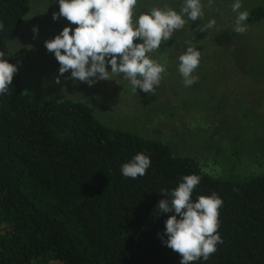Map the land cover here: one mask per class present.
<instances>
[{
  "label": "trees",
  "instance_id": "16d2710c",
  "mask_svg": "<svg viewBox=\"0 0 264 264\" xmlns=\"http://www.w3.org/2000/svg\"><path fill=\"white\" fill-rule=\"evenodd\" d=\"M29 9L30 0H0V51L18 67L11 94L0 95V264H179L158 236L174 213L157 204L170 198L161 189L191 174L201 177L193 202L223 200V243L191 264H264V173L213 176L160 139L110 126L84 101L27 95L9 41ZM247 11V22L264 18L263 3ZM234 34L222 28L213 39L226 46ZM141 152L151 160L146 174L124 177L121 166Z\"/></svg>",
  "mask_w": 264,
  "mask_h": 264
},
{
  "label": "rangeland",
  "instance_id": "374dc122",
  "mask_svg": "<svg viewBox=\"0 0 264 264\" xmlns=\"http://www.w3.org/2000/svg\"><path fill=\"white\" fill-rule=\"evenodd\" d=\"M235 0H201L203 16L174 31L158 50L148 54L165 66L166 73L148 94L132 86L123 74L109 73L111 80H73L71 73L59 76V63L45 41L54 39L66 26V18L53 20L58 0H30L10 49L22 62L24 92L39 99L69 97L86 102L96 116L112 127L154 137L168 144L176 154L199 160L209 174L222 178H248L264 173V18L244 21L246 31L235 32L230 44L219 46L213 36L222 28L234 30ZM264 0H241L239 11H247ZM184 0H137L133 20L152 7L165 6L178 13ZM216 24L206 28L210 20ZM38 33H33V27ZM139 39L134 43H141ZM201 52L200 64L192 75L196 83L186 87L178 71V57L187 47ZM111 71V66L106 65ZM95 79V78H93Z\"/></svg>",
  "mask_w": 264,
  "mask_h": 264
},
{
  "label": "clouds",
  "instance_id": "9594fccd",
  "mask_svg": "<svg viewBox=\"0 0 264 264\" xmlns=\"http://www.w3.org/2000/svg\"><path fill=\"white\" fill-rule=\"evenodd\" d=\"M58 3L59 12L53 13V20L63 17L77 27L66 26L54 39L45 41L46 49L54 53L60 65L56 83L59 84L60 77L69 71L71 75L65 79L87 82L89 86L99 80H111L109 73L123 74L133 92L139 88L149 95L154 94L166 68L148 54L158 50L162 42L172 38L174 31L184 27V16L196 21L204 14L201 0H184L179 13L167 6L152 7L141 12L135 22L137 0H58ZM211 4L212 0H209V6ZM241 6V0H235L231 6L237 13L234 31L239 34L246 31L243 22L250 15L248 11H239ZM215 24L213 19L205 27L212 28ZM3 28L0 22V30ZM33 33H38L37 26L33 27ZM137 39L142 42L134 43ZM3 57L4 52L0 51V95H10L9 86L18 67ZM200 58L201 52L193 46L187 47L178 57V71L184 86L197 82L198 77L192 74L199 67ZM106 65L111 66L110 72ZM150 165L147 155L137 153L121 166V173L136 179L145 175ZM200 180L196 174L185 175L170 193L160 190V194L170 198L161 199L157 208L161 213L174 214L165 221L164 233H158V236L162 244L181 256L179 264H191L201 258L207 261L217 251V245L223 243L218 232L223 200L217 193H212L200 195L193 202L192 193Z\"/></svg>",
  "mask_w": 264,
  "mask_h": 264
}]
</instances>
